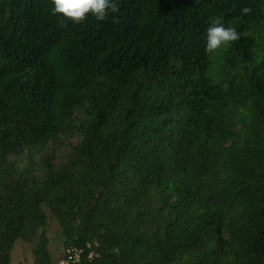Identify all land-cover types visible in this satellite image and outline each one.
I'll return each instance as SVG.
<instances>
[{"label":"trees","instance_id":"trees-1","mask_svg":"<svg viewBox=\"0 0 264 264\" xmlns=\"http://www.w3.org/2000/svg\"><path fill=\"white\" fill-rule=\"evenodd\" d=\"M118 7L0 0V264L45 209L74 264H264V0Z\"/></svg>","mask_w":264,"mask_h":264},{"label":"clouds","instance_id":"clouds-1","mask_svg":"<svg viewBox=\"0 0 264 264\" xmlns=\"http://www.w3.org/2000/svg\"><path fill=\"white\" fill-rule=\"evenodd\" d=\"M52 12L62 14L63 17L71 19L74 23H80L86 14L91 13L97 21H103L108 13L119 11L118 0H52ZM246 12L247 9H242ZM238 38L236 30L225 27L219 17L211 20L206 29L205 46L207 50H215L222 43Z\"/></svg>","mask_w":264,"mask_h":264},{"label":"rangeland","instance_id":"rangeland-1","mask_svg":"<svg viewBox=\"0 0 264 264\" xmlns=\"http://www.w3.org/2000/svg\"><path fill=\"white\" fill-rule=\"evenodd\" d=\"M77 140L78 136H73L71 139L72 142H76ZM22 163L23 162H21V164ZM45 212L47 215L45 231L49 238L48 249L54 264H59L65 253L64 237L60 233V227L57 220L51 216L48 209H45ZM32 247L33 242L18 239L11 251L10 264H30L33 260Z\"/></svg>","mask_w":264,"mask_h":264},{"label":"built area","instance_id":"built-area-1","mask_svg":"<svg viewBox=\"0 0 264 264\" xmlns=\"http://www.w3.org/2000/svg\"><path fill=\"white\" fill-rule=\"evenodd\" d=\"M81 249L72 248L68 250L66 257H63L59 264H74L80 259ZM92 252L89 253V257L92 256Z\"/></svg>","mask_w":264,"mask_h":264}]
</instances>
